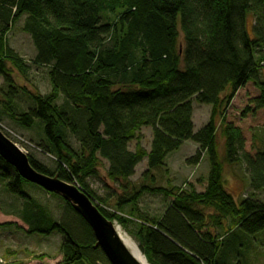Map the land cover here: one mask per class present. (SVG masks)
Wrapping results in <instances>:
<instances>
[{
	"label": "trees",
	"instance_id": "1",
	"mask_svg": "<svg viewBox=\"0 0 264 264\" xmlns=\"http://www.w3.org/2000/svg\"><path fill=\"white\" fill-rule=\"evenodd\" d=\"M22 20L36 50L33 64L50 69L51 93L45 96L17 83L32 70L9 43ZM263 73L264 0H0V129L16 143L25 138L6 122L38 132L37 147L56 167L28 155L31 165L77 186L111 222L126 230L135 223L131 235L149 264H229L245 235L264 230V203L251 196L237 204L224 180L226 165L241 164L254 193L264 190V148L247 151L243 127L226 117L249 85L257 93L240 109L241 121L264 114ZM194 103L211 108L209 122L197 132ZM146 128L152 130L149 151L142 144ZM187 142L198 146L193 162L207 156L204 191L152 185L151 172L164 169ZM145 160L142 180L149 181L137 185L133 177ZM102 161L109 164L106 187L115 186L117 196L100 197L91 188ZM0 184L22 201L28 235L63 236L61 264H110L67 201L48 193L66 205L58 222L1 157ZM146 195L171 199L160 218L140 210ZM112 196L116 209L109 207Z\"/></svg>",
	"mask_w": 264,
	"mask_h": 264
},
{
	"label": "rangeland",
	"instance_id": "2",
	"mask_svg": "<svg viewBox=\"0 0 264 264\" xmlns=\"http://www.w3.org/2000/svg\"><path fill=\"white\" fill-rule=\"evenodd\" d=\"M253 20L254 18L250 15L246 24L250 35H252ZM22 27L23 20L9 33V43L15 51L19 53V56L32 67V70L25 79L20 76L17 83L19 87H28L35 94H40L42 96L48 95L51 93V86L48 79L50 69L37 67L33 64L36 50L31 37L23 32ZM1 87H3V80L0 78V88ZM256 93V90L249 85L247 89L240 92L239 96L234 101L236 111L230 109L226 112L228 121L232 120L235 125H241V127H243L247 138V151L253 155L256 154L259 149L264 148V114L259 113L257 114V117L248 116V119L243 122L241 121L243 119L241 118V112L243 110L240 111V109H245L244 106L248 101V98L255 96ZM61 101L62 100H59L58 103ZM193 108V121L195 132H197L209 122L211 108L201 106L197 103H194ZM5 124L25 138L22 140V146L20 148L27 155L32 156L36 161L42 163L49 169H54L56 167L54 158L44 154L42 150L37 147L40 136L38 132L25 133L7 122ZM219 132L218 135H220ZM151 138L152 130L150 128L143 129L142 144L148 151L150 150ZM70 142L74 147L77 149L79 148L76 139L72 138ZM218 142L220 156H223L222 149L224 143L221 136L218 138ZM135 146L136 142L131 143L130 150L134 151ZM197 150L198 146L196 144L192 142L185 143L180 150L168 157L164 169L157 172H151L152 185L169 190L177 188L179 190L187 191L191 188L197 192H203L206 188V181L209 176V164L206 155H204L198 163L191 160L195 157ZM102 163L100 178L91 181V188L96 195L100 197H106L107 195H112V193L117 196L113 191V189H116L115 186H112L113 189H108L106 187L107 182L105 176L109 164L106 161H102ZM146 171H148V167L147 161L145 160L144 163L137 168L136 175L133 177V182L137 185L148 183L149 179L142 180V175ZM224 180L226 188L234 196L237 204H240L246 198L251 196H255L257 200L264 203V190L254 193L243 165H226ZM24 188L28 194L36 198L37 201L46 208L53 219L58 222L63 220L66 213V205L60 199L61 197L57 198L50 196L45 190L38 189L37 186H33L32 184H25ZM117 192L120 193L121 191L117 190ZM116 201V197H110L111 205L109 207L116 209ZM170 204L171 199H165L163 195H146L140 200L139 206L140 210H144L151 217L158 219ZM21 209L22 201L6 194L3 185L0 184V260L3 261L2 263L61 264L63 261V254L60 249L64 242L63 236L59 234H53L51 236L28 235L26 231H28L29 227L20 217ZM129 210L130 208L127 207L123 213L126 215L130 214ZM114 223L122 239L140 251L139 243L136 238L131 235V232H135V223H130L127 230L124 226L118 224V222ZM245 236L239 244L238 255L233 256V260L232 262H229V264H264V230L255 235ZM233 241L237 242L235 238H232L230 243H233ZM140 253L142 254L141 251ZM146 262L148 263L147 259Z\"/></svg>",
	"mask_w": 264,
	"mask_h": 264
},
{
	"label": "water",
	"instance_id": "3",
	"mask_svg": "<svg viewBox=\"0 0 264 264\" xmlns=\"http://www.w3.org/2000/svg\"><path fill=\"white\" fill-rule=\"evenodd\" d=\"M0 157L14 167L21 178L48 193L67 201L85 220L110 264H142L128 249L114 222L108 220L94 205L88 195L77 186L38 172L28 155L0 131Z\"/></svg>",
	"mask_w": 264,
	"mask_h": 264
},
{
	"label": "bare ground",
	"instance_id": "4",
	"mask_svg": "<svg viewBox=\"0 0 264 264\" xmlns=\"http://www.w3.org/2000/svg\"><path fill=\"white\" fill-rule=\"evenodd\" d=\"M126 246L128 247V249L134 254V256L136 257V259L138 261H140V263L142 264H148L146 262L145 257L140 253V251L135 247H132L131 244L127 243L126 241H124ZM132 248V249H131Z\"/></svg>",
	"mask_w": 264,
	"mask_h": 264
},
{
	"label": "built area",
	"instance_id": "5",
	"mask_svg": "<svg viewBox=\"0 0 264 264\" xmlns=\"http://www.w3.org/2000/svg\"><path fill=\"white\" fill-rule=\"evenodd\" d=\"M1 125V124H0ZM2 126V125H1ZM3 127V126H2ZM11 136H14V137H16L17 139H18V137L17 136H15V135H13V133H9ZM18 141H20V142H22V140L20 139V140H18Z\"/></svg>",
	"mask_w": 264,
	"mask_h": 264
}]
</instances>
